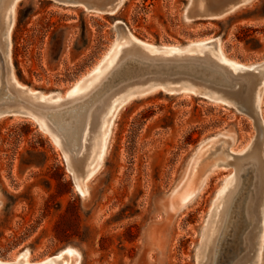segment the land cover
I'll return each mask as SVG.
<instances>
[{"label":"rangeland","instance_id":"374dc122","mask_svg":"<svg viewBox=\"0 0 264 264\" xmlns=\"http://www.w3.org/2000/svg\"><path fill=\"white\" fill-rule=\"evenodd\" d=\"M192 1L119 0L105 13L17 0L4 35L11 79L52 103L78 98L118 56L122 22L152 53L199 52L235 72L255 69L253 107L264 129V0L214 18L203 5L191 11ZM149 92L111 107L91 166L72 175L34 120L0 116V264H199L214 210L234 185L232 167L216 169L220 158L202 164V156L217 143L241 153L257 129L200 96ZM254 149L264 167V138ZM262 232L257 264L264 222Z\"/></svg>","mask_w":264,"mask_h":264},{"label":"water","instance_id":"95a60500","mask_svg":"<svg viewBox=\"0 0 264 264\" xmlns=\"http://www.w3.org/2000/svg\"><path fill=\"white\" fill-rule=\"evenodd\" d=\"M51 1L81 6L90 12L110 13L108 8L117 0ZM242 1L193 0L191 11L203 5L214 18ZM13 2L0 0V116L19 114L34 120L60 149L69 172H74L75 167L82 170L91 166L87 161L93 135L99 131L111 107L131 94L139 96L143 91L157 90L193 94L232 107L253 119L256 139L243 152L234 153L217 143L207 157L202 156V164L220 158L221 161H215L216 169L232 167L234 185L214 210L212 229L203 239L199 264H257V243L264 222V167L263 158L255 153L254 147L262 142L264 129L261 114L253 107L260 83L255 69L235 72L219 59L199 52L180 56L167 54L166 49L158 47L152 53V48L130 38L124 23L117 22L121 29L120 50L113 64L85 94L74 100L52 103L41 99L39 93H29L11 79L4 35Z\"/></svg>","mask_w":264,"mask_h":264},{"label":"bare ground","instance_id":"6f19581e","mask_svg":"<svg viewBox=\"0 0 264 264\" xmlns=\"http://www.w3.org/2000/svg\"><path fill=\"white\" fill-rule=\"evenodd\" d=\"M16 1H17V0H14V2H13V4H12L11 8L14 6V3H15ZM118 1H119V0H117L116 3H115L114 5H112V6H110V7L108 8L109 12L114 11V10L118 7ZM121 1H122V0H121ZM243 1H244V0H243ZM239 5H240V4H239ZM234 7H235V6H234ZM234 7L231 8L230 10H233ZM230 10H228V11L230 12ZM228 11H227V12H228ZM227 12H224L223 14H221V15H219V16L225 15ZM110 110H111V109H110ZM104 122H105V119H102V123H101V125H100L99 131H98L95 135H93V137H92V139H91V142H90V149H89L88 154L90 153V151H91V149H92V146L94 145V143H95V141H96V138H97V136H98V133H99L100 130H101V126L103 125ZM257 155H258V152H257ZM260 155H261V154H260ZM261 157H262V156H261ZM263 165H264V164H263ZM263 175H264V173H263Z\"/></svg>","mask_w":264,"mask_h":264}]
</instances>
